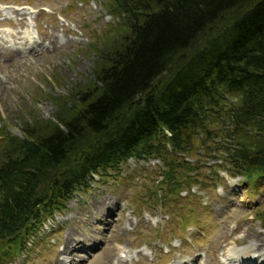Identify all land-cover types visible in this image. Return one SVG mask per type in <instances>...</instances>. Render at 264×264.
Here are the masks:
<instances>
[{"label":"trees","instance_id":"1","mask_svg":"<svg viewBox=\"0 0 264 264\" xmlns=\"http://www.w3.org/2000/svg\"><path fill=\"white\" fill-rule=\"evenodd\" d=\"M104 5L114 20L92 46V77L55 98L54 118L3 135L0 264L24 255L45 217L93 174L131 158L162 162V192L197 183L185 175L203 167L187 161L199 147L233 176L264 178V0ZM257 218L264 226V210Z\"/></svg>","mask_w":264,"mask_h":264},{"label":"rangeland","instance_id":"2","mask_svg":"<svg viewBox=\"0 0 264 264\" xmlns=\"http://www.w3.org/2000/svg\"><path fill=\"white\" fill-rule=\"evenodd\" d=\"M105 1L0 0L1 144L3 135L22 136L23 123L54 118L55 98L92 77V46L114 20ZM27 28L35 44L23 41ZM201 148L187 156L203 166L185 175L197 178L187 190L162 192V162L130 159L117 176L96 178L76 193L33 239L29 258L8 264H228L226 254L237 248L264 264V249L256 248L264 238L257 218L264 210V178L231 179V165L201 157Z\"/></svg>","mask_w":264,"mask_h":264},{"label":"bare ground","instance_id":"3","mask_svg":"<svg viewBox=\"0 0 264 264\" xmlns=\"http://www.w3.org/2000/svg\"><path fill=\"white\" fill-rule=\"evenodd\" d=\"M2 7L4 8L5 6H2ZM1 10H3V9L1 8ZM14 10L16 12L24 13V10L22 11L21 9H18L17 7H14ZM25 12H27V11H25ZM25 34H26V36L22 37L23 41L29 42L30 44H33V42H34V44H35V42H36L35 36L33 37V34L30 32V30L28 28L26 29ZM36 49H38V48H36ZM256 248L258 250L264 249V238L260 239V242L258 243ZM227 254H228L227 260H229L228 264H236V263L237 264H246V263H248V261H246L247 259L249 261H255L256 263H258V261L260 259V257L256 256V255L252 256V258H251V255L244 254L243 252L235 253V252L229 251ZM245 257H247V258L245 259ZM259 264H261L260 261H259Z\"/></svg>","mask_w":264,"mask_h":264}]
</instances>
